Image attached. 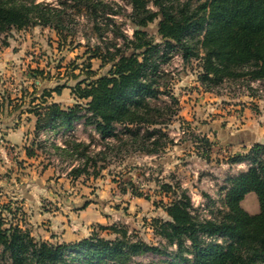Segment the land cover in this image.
I'll list each match as a JSON object with an SVG mask.
<instances>
[{
    "label": "trees",
    "instance_id": "1",
    "mask_svg": "<svg viewBox=\"0 0 264 264\" xmlns=\"http://www.w3.org/2000/svg\"><path fill=\"white\" fill-rule=\"evenodd\" d=\"M84 1L93 10L105 7L99 0ZM125 1L131 8L132 37H123L124 47L114 52L107 48L104 54L96 50L91 55L108 65L105 71L93 70L88 62L73 75V85L56 84L40 94L33 92L27 111L36 117L35 138L46 131L55 135L66 132L83 120L93 126L107 148V141L113 138L119 143L117 151L125 148L145 155L162 152L173 143L164 129L179 107L178 98L170 92L164 66L177 55L184 63L197 60L198 79L204 85L242 80L250 95L258 91L250 84L264 81V0ZM156 20L159 41L145 30ZM65 22L64 12L49 3L0 0V40L5 47L13 30L40 26L59 34ZM31 76L32 86L37 87L38 72L33 71ZM65 87L84 102L62 107L49 101L53 93L60 94ZM37 99L40 103L33 104ZM7 103L14 110L24 105L23 101L6 100L0 93V112ZM203 142L209 145L207 139ZM88 148V144L69 141L55 146L61 154L76 153L77 159L85 158L82 165L71 166L68 173L74 178L86 171ZM263 150L264 143L255 142L245 154L229 159L231 164L247 162L248 166L227 178L222 188V208L212 209L208 217L193 213L184 191L164 206L169 220H157L156 231L167 245L175 247L174 252L133 240L125 227L115 225L99 226L115 233L113 238H104L93 230L68 242L37 239L13 221L16 212L8 202L0 206V260L6 264H144L134 257L153 252L172 256L167 264H264ZM26 154L33 156L35 152L26 149ZM250 192L256 194L259 204L255 214L241 204Z\"/></svg>",
    "mask_w": 264,
    "mask_h": 264
},
{
    "label": "rangeland",
    "instance_id": "2",
    "mask_svg": "<svg viewBox=\"0 0 264 264\" xmlns=\"http://www.w3.org/2000/svg\"><path fill=\"white\" fill-rule=\"evenodd\" d=\"M99 1L105 7L93 10L84 0H37L63 11L65 27L59 34L40 26L13 30L7 37L8 47L0 40V91L8 98L24 96L28 101L35 90L40 94L56 84L73 85V75L88 62L93 70L105 71L108 65L91 55L96 50L104 54L107 48L111 52L123 48V37H132L133 26L131 8L125 0ZM145 30L159 41L157 20ZM76 66L79 68L74 70ZM164 68L179 107L178 114L164 129L173 143L158 154L145 155L125 148L117 151L119 143L113 138L107 141V148L93 126L83 120L66 132L55 135L50 131L38 138L31 126L26 127L25 145L36 155L28 159H24L23 145L9 146L11 143L0 137V144L6 143L5 151H0V206L10 202L16 212L14 222L27 228L35 238L52 242L80 239L93 230L104 238H113L115 233L99 226H122L133 240L174 252L175 247L167 245L156 231L157 220H169L166 204L184 191L199 218L222 208V188L227 178L248 166L247 162L231 164L229 159L249 150L255 143L251 142L253 134L264 143V94L256 91L250 95L251 90L242 80L225 81L218 86L202 84L195 59L184 63L178 55ZM33 71L39 75L37 87L32 86ZM260 87L264 90V82ZM52 99L62 107L84 102L74 98L68 87L60 94L53 93ZM185 111L190 120L184 118ZM26 118L24 114L19 122H28ZM243 125L249 130L247 140L242 144L228 143L225 132ZM65 141L89 146L86 171L76 178L65 172L72 165H82L85 158L58 152L55 146ZM47 166L52 175L33 178ZM241 204L250 214L259 211L254 192L248 193ZM171 258L148 252L133 260L167 264ZM0 264L6 262L0 260Z\"/></svg>",
    "mask_w": 264,
    "mask_h": 264
},
{
    "label": "crops",
    "instance_id": "3",
    "mask_svg": "<svg viewBox=\"0 0 264 264\" xmlns=\"http://www.w3.org/2000/svg\"><path fill=\"white\" fill-rule=\"evenodd\" d=\"M0 93H1V95H4L1 91H0ZM4 97L6 100L10 99L12 101V103H20L23 101L24 105L19 110H14L12 105H8V103L4 105L2 111L0 112V137H4L7 141H9L11 143V144H8L9 146L23 145L24 146L23 147L24 155L26 157L24 159L36 157V155L28 156L26 154V149H30V148H28V146L25 145V142L27 140V136H26L25 132L28 131V130H25L26 127L31 126L30 129L33 132V134H34V130H35L36 117L34 116L33 113L27 111V108H29L30 101L34 97L29 99L28 101L25 99L24 96L20 97V98H8L7 96L4 95ZM52 98H53V96L49 99V101L57 102V101L53 100ZM37 103H40V99L35 100V102L33 104H37ZM57 103H59V102H57ZM24 106L26 108H24ZM184 113H185V115L183 114L184 118L187 120H190V117H189V115H187L186 111ZM24 114L27 115L26 119L28 120L29 123L26 121H23L22 123L19 122V119H22V116ZM244 127L245 126L243 125L239 129L227 130L225 132V136H227L226 141L228 143H231V144H242V142L247 140V136L249 133L248 132L249 130H246L247 128H244ZM2 132H3V134H2ZM44 133L46 134L49 132L48 131L41 132L40 135L44 134ZM251 138H253L251 142H259L256 135L254 137V134H253ZM0 141H1V139H0ZM247 142H249V141H247ZM4 145L6 146V143L0 144V146H1L0 151H3L5 149ZM6 150H8V148ZM6 161L7 160H5V162ZM2 169H3V165L0 164V173H1ZM50 169H51L50 166H47L46 168L42 167L41 169H39V173L37 175L33 174V178H43L44 176H46V174L52 175V172L49 174ZM68 171H69V169H67V171L65 173H68ZM33 173H35V171ZM63 175L64 174H61V176H63ZM0 178H3V177L0 176ZM74 240H77V239H74Z\"/></svg>",
    "mask_w": 264,
    "mask_h": 264
},
{
    "label": "built area",
    "instance_id": "4",
    "mask_svg": "<svg viewBox=\"0 0 264 264\" xmlns=\"http://www.w3.org/2000/svg\"><path fill=\"white\" fill-rule=\"evenodd\" d=\"M177 56H178V55H177ZM263 82H264V81H259V80H257V81L251 82L250 86H251L252 88H254V89H257L258 91H260V92H262V93L264 94V90L260 87V84L263 83ZM256 84H257L258 86H256ZM260 157H261V159H262L263 162H264V150H263V152L261 153Z\"/></svg>",
    "mask_w": 264,
    "mask_h": 264
}]
</instances>
